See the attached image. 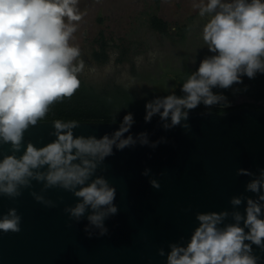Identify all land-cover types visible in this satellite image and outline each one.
<instances>
[{"label":"clouds","instance_id":"9594fccd","mask_svg":"<svg viewBox=\"0 0 264 264\" xmlns=\"http://www.w3.org/2000/svg\"><path fill=\"white\" fill-rule=\"evenodd\" d=\"M77 5L78 0H0V146H9L8 153L0 152V196L15 200L28 189L36 202L55 208L63 197L52 200L45 193L69 192L76 202L63 211L75 223L86 219L84 231L91 238L107 235L105 221L119 211L117 189L103 174L106 159L115 151L137 145L155 149L167 141H150L147 131L133 135L136 121L129 112L117 129L99 137L77 135V120L53 119V140L39 147L25 144V133L81 87L85 64L79 46L71 43L82 20ZM192 7L204 20L200 37L211 54L186 74L180 95L175 86L168 88L167 95L145 104L144 115L145 123L158 117L165 131L179 126L185 134L191 131L190 112L199 106L231 107L214 89L235 93L244 77L264 74V0H193ZM236 174L250 177L245 191L254 195L233 196L231 211L197 212L198 224L186 244L170 243L167 253L158 249L166 264H260L253 246L264 252V168L258 174L239 168ZM142 175L149 176L150 169ZM33 182L42 185L39 192L32 190ZM149 182L161 187L155 178ZM21 223L17 209L9 208L0 215V232L19 233Z\"/></svg>","mask_w":264,"mask_h":264},{"label":"water","instance_id":"95a60500","mask_svg":"<svg viewBox=\"0 0 264 264\" xmlns=\"http://www.w3.org/2000/svg\"><path fill=\"white\" fill-rule=\"evenodd\" d=\"M205 111L190 112L187 134L179 126L165 131L158 117L134 124L133 135L147 131L150 141L164 137L167 142L155 149L137 145L114 150L106 159L108 171L103 174L117 189L114 203L119 211L105 221V236L89 238L86 219L69 220L63 209L76 202L69 192L45 193L52 200L63 197L55 208L36 202L28 189L15 200L0 196V215L14 207L22 217L19 233L0 232V264H166L158 249L167 253L170 243L186 244L198 224L197 212L231 211L233 196L254 195L245 191L250 177L238 176L237 169L258 174L264 168V108L202 114ZM50 122L31 127L25 144L31 141L39 147L53 140ZM79 122L77 135L99 137L119 127V122ZM0 152L8 153L9 146H0ZM145 169H150L149 176L142 175ZM152 178L159 189L151 186ZM41 187L33 182L32 190ZM239 210L243 212V206ZM253 247L264 264V252Z\"/></svg>","mask_w":264,"mask_h":264},{"label":"rangeland","instance_id":"374dc122","mask_svg":"<svg viewBox=\"0 0 264 264\" xmlns=\"http://www.w3.org/2000/svg\"><path fill=\"white\" fill-rule=\"evenodd\" d=\"M192 3L193 0H78L82 20L71 43L81 50L83 73L96 80L101 75L118 73L120 81L141 95L157 86L155 80L165 70L199 66L200 60L211 53L200 37L204 20ZM153 14L170 24L168 35L150 26ZM179 28L184 29V35H177ZM101 33L111 44V61L104 66L91 58ZM123 49L127 60L118 64ZM132 64L142 76L152 77L135 78ZM167 86L172 87L173 83Z\"/></svg>","mask_w":264,"mask_h":264},{"label":"trees","instance_id":"16d2710c","mask_svg":"<svg viewBox=\"0 0 264 264\" xmlns=\"http://www.w3.org/2000/svg\"><path fill=\"white\" fill-rule=\"evenodd\" d=\"M150 26L164 35L170 33V24L159 17L156 14L151 15ZM183 28L177 29V35L183 34ZM110 41L107 37L101 33L92 53V59L99 65H107L111 61L110 55ZM126 49H123L121 55L117 58V63L127 60ZM131 70V74L139 79H150L151 74L142 76V73L138 71L134 64ZM197 67L184 69H168L155 80V86L153 89L144 92L141 95H137L132 88H130L125 82L120 81L118 73L101 75L97 80L90 79L83 71L79 75L81 80V87L71 97V99H65L62 102L56 103L52 111L49 113L47 120L63 119V120H77V121H104L120 122L124 115L131 112L134 115L136 122L144 120L145 104L155 98L156 96L167 95L166 90L175 86L174 90L177 95H180V84L183 82L187 73L195 71ZM173 83V86L168 87V83ZM247 86V90L243 89ZM241 89L238 92H233V89L214 91L222 92L228 97L232 107L227 109H208L206 110L203 105L199 106L198 110L222 112L231 110L234 108L243 107L248 105L253 108H264V74H257L254 79L243 78V84L234 86ZM242 98V102H238L239 98ZM156 118V117H154Z\"/></svg>","mask_w":264,"mask_h":264},{"label":"flooded vegetation","instance_id":"af4514ba","mask_svg":"<svg viewBox=\"0 0 264 264\" xmlns=\"http://www.w3.org/2000/svg\"><path fill=\"white\" fill-rule=\"evenodd\" d=\"M243 101V99L240 97L239 99H238V102L240 103V102H242ZM262 105L264 106V103H262ZM233 105L231 104V107H232ZM245 106H248V105H245Z\"/></svg>","mask_w":264,"mask_h":264}]
</instances>
